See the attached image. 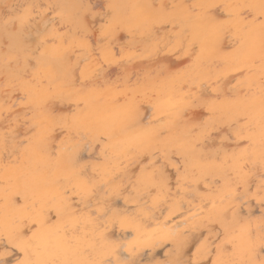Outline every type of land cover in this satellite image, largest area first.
<instances>
[{
  "label": "snow or ice",
  "instance_id": "obj_1",
  "mask_svg": "<svg viewBox=\"0 0 264 264\" xmlns=\"http://www.w3.org/2000/svg\"><path fill=\"white\" fill-rule=\"evenodd\" d=\"M5 7L0 92L16 96L31 135L18 143L11 128L0 138V157H8L0 169V264H264V0L49 3L44 31L38 5ZM149 41L157 66L130 73L129 53ZM72 46L89 49L87 72L62 59ZM162 47L182 53L183 66L160 61ZM112 65L117 80L132 84L135 75V86L101 109L92 101ZM221 107L235 113L234 147L209 158L202 141ZM110 154L138 161L136 179L125 183L110 171ZM170 168L178 187L182 179L203 183L204 208L219 225L215 239L197 247L198 259L168 247L152 223L153 194L168 186Z\"/></svg>",
  "mask_w": 264,
  "mask_h": 264
},
{
  "label": "rangeland",
  "instance_id": "obj_2",
  "mask_svg": "<svg viewBox=\"0 0 264 264\" xmlns=\"http://www.w3.org/2000/svg\"><path fill=\"white\" fill-rule=\"evenodd\" d=\"M80 2L81 0H0V16H3L8 11V8H6L5 5L10 7L12 5H18L22 3H34L39 6L36 11L41 13V15L36 16V20L40 22L39 27L41 31H44L45 23L53 18V14L51 12L44 11L49 3L73 5ZM83 2L95 3L97 0H83ZM111 2L121 6L147 3H156L158 5L162 2V0H111ZM163 2L193 3L196 2V0H163ZM218 2H224V0H218ZM65 11L73 12L76 11V9L69 7L65 9ZM128 11L131 13L134 10L129 8ZM52 27L53 25L51 23H47V28L49 30ZM56 27H59L58 18ZM97 27H99V21L97 22ZM168 28L170 29L171 25H168ZM159 35L160 37H165L167 33L165 31H161ZM91 43H94V40ZM137 47L139 48V54L129 53V55L132 56V59L127 64L129 72L133 74L136 72H141L146 70L149 66L155 68L157 65L154 63V60L157 57L155 56L154 52V42L149 41L139 44ZM118 50L119 49H117V51ZM150 54H152V58H149ZM158 58L162 62L176 64L181 67L183 66L181 61L186 59L182 53L176 52L171 47H162ZM62 59L71 64L73 67L78 66L79 69H84L86 72L89 70V66L92 62L89 49L80 46H72L68 48L66 52L62 53ZM114 68L115 65L106 66L105 74H102L98 81V84L103 85V88L97 89L92 102L96 107L101 109L111 108L109 100L111 96L116 94L117 90L127 91L135 86V75H132L133 83L128 84L123 80H117V73L119 70L117 69L116 71H113ZM206 71L211 72L213 76L217 74L223 75V73L218 72L215 67H210L206 69ZM108 72H111L112 75L108 76ZM76 75L77 77L80 76L79 70H77ZM224 79L226 80L227 78L225 77ZM236 83L237 81L235 79L231 80L230 84L225 83V92L229 91L232 85H236ZM237 91H239V89H237ZM212 95L215 94L212 93ZM14 100H16L15 95L12 97V99H8L3 95L2 92H0V138H3L7 135H12L9 130L11 128H15L17 133V142L26 143L27 141L25 140V136L31 135V133L28 132L27 128L24 126V109L19 106L18 101L13 104ZM8 105H13L14 111L11 113L7 111ZM195 111L203 112L204 110L197 108ZM17 114H19L21 117L20 121L18 123H10V121H12ZM28 115H31V113ZM234 115L235 113L227 107L219 108L214 118L216 129L214 130L209 127L208 137L202 141L201 151L206 157L215 158L217 155H219V157L223 159L225 151L232 150L234 147L233 141L235 140V137L231 136L229 138V123L232 121ZM73 135L75 136L76 133L73 132ZM73 145L74 141L68 142L69 149H71ZM222 145L223 147H221ZM96 152L97 155H99V149H97ZM85 155H87V153H85ZM174 159H178V157H174ZM7 160V156L0 157V169H2L4 164L7 163ZM21 160L22 162L27 163L28 155H23ZM147 163L148 161L145 159L144 164ZM105 165L110 171L121 176L125 183H128L130 180H135L136 174L140 172L139 162L133 160L131 157H116L111 156L110 154V159L105 161ZM168 173V186L162 189L158 194H153L157 198L155 206L152 207V223L157 230V234L169 242L168 247H173L174 242L177 248V254L186 253V255L183 257L184 259H198V256L193 255L197 252V247H203L204 244L214 240L215 231L219 225L210 223L209 211L204 208L205 197L203 196V183L197 184L192 178H189L187 181L182 179L180 186L178 187L175 169H168ZM209 179L211 180V177H209ZM146 199L149 205H153L152 197H146ZM252 203L255 204V201H252ZM129 206L132 207V205ZM180 245H183V247H179ZM0 251H2V249H0ZM157 252H160L162 257L163 253L159 248L157 249Z\"/></svg>",
  "mask_w": 264,
  "mask_h": 264
},
{
  "label": "bare ground",
  "instance_id": "obj_3",
  "mask_svg": "<svg viewBox=\"0 0 264 264\" xmlns=\"http://www.w3.org/2000/svg\"><path fill=\"white\" fill-rule=\"evenodd\" d=\"M42 4V3H41ZM227 78V77H226ZM11 113V112H10ZM10 113H9V115H10ZM214 143V142H213ZM190 186V185H189ZM201 188V187H200ZM190 197H191V195H190ZM173 226H174V224H173ZM191 234V233H190ZM193 236V235H192ZM191 239V238H190ZM189 242V241H188Z\"/></svg>",
  "mask_w": 264,
  "mask_h": 264
}]
</instances>
